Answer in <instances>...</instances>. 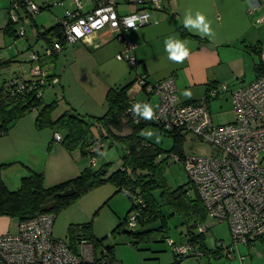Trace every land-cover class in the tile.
I'll return each mask as SVG.
<instances>
[{"label": "rangeland", "instance_id": "1", "mask_svg": "<svg viewBox=\"0 0 264 264\" xmlns=\"http://www.w3.org/2000/svg\"><path fill=\"white\" fill-rule=\"evenodd\" d=\"M0 1V12L2 13L0 15V51L8 50L4 48L5 42L22 51L23 45L26 47L30 42L34 44L35 49H42V43H35L36 39L30 26H25L27 29L26 36L16 38V36L4 33L2 28L9 21L10 12L8 8L11 7L12 0ZM255 1L220 0V3L218 1L219 8H215L213 13L211 10H205L206 21L210 22L213 33L212 39L215 42H223V45H225L220 47L225 61L215 68L219 73V80L215 84H227L233 87V90H236L239 85H247L258 76L256 64L261 62L262 58L260 52L255 49L264 45V21L260 22L258 20L264 14V6L255 9ZM47 2L52 5L55 2L63 3V5L54 4L51 10L45 9L35 14V18L39 17L38 23L46 26L55 24L53 19L55 15L62 16L65 15L66 9H73L72 0H47ZM41 14L44 16H41ZM20 26L18 25L19 28ZM117 41L120 45V38H114L111 39V43L97 49L77 43L63 50L59 58L49 57L46 60L47 66L54 69L62 77L60 83L55 86L51 85L44 90L45 102L50 103L53 100L58 102L52 112L54 119L72 108L84 115H103L108 109L106 95L111 85H125L132 80H137L135 84H139L140 75L145 74L144 65H140L139 68L132 67L130 61L119 59L117 53L122 50L119 49ZM43 50L44 48L40 52L42 53ZM32 51L36 50H31L30 53ZM159 58L161 59V57ZM25 63L13 62L11 65L0 68V81L4 83V79L12 80L17 77L28 79L32 77L29 72L30 67L27 65L23 67ZM163 64L168 66L171 61L165 58L162 61L158 60L155 65L160 66ZM178 86L182 87L178 94L180 100L189 97L201 99L207 95L209 89V85L183 86L181 82H178ZM134 91L135 89L132 93L135 95L136 92ZM185 91L190 92V95H185ZM149 96L150 94L146 91H142L137 95L139 101L143 104L145 103L144 99H148ZM150 100L156 105L160 99L157 95H152ZM210 107L216 124H225L236 120L233 91L231 89L221 93L218 97H214L210 101ZM38 113L39 109H34L27 115L28 117L35 116L36 119ZM50 129L53 132L51 126H45L40 130L50 131ZM95 132L98 133V130L95 129ZM142 136L158 143L166 150L174 148V137L157 125H147L142 130ZM54 144L55 146H53ZM54 144L51 149L47 145L46 158H44L39 168L40 171L45 173L46 186H53L75 178L81 174L82 170L92 164L91 157L83 154L80 148L70 151L62 141H54ZM56 147L58 151H56ZM181 149L185 155H211L216 151L210 142L190 132L185 133ZM122 154L123 148L121 146L114 145L110 147L109 143L106 142L105 149L97 154L96 168H101L104 164L110 163L109 176L120 166ZM172 155L167 168L169 184L172 187L188 185L190 179L183 160L177 161ZM132 206L133 202L125 191L117 192V186L114 183L105 182L82 195L72 205L58 213L55 218L54 234L58 238L70 241L69 227L71 224L93 221L95 235L99 238H105V244L116 246V257L122 264L172 263L175 260V253L171 241L183 242L186 240L185 233L188 227L182 216L179 214L168 215L169 237L167 241H141L134 239L127 232L114 233V229L122 222ZM159 224L160 222H155L143 226L138 223L130 230L135 232L144 231L156 228ZM201 224L212 225L205 233L206 242L211 250H218L219 247H222V242H225L226 245L233 243V234L228 221L214 222L213 217L208 216L206 221ZM196 230H199V226ZM84 243L93 245L92 242L85 241L80 244V251H83ZM247 246L240 243L239 249L230 256L226 249H223L219 253L204 256L199 259L200 261L197 257H187L181 264H242L241 254H245L247 260L250 259V255H246L244 250ZM102 249V246H98L96 254L101 256Z\"/></svg>", "mask_w": 264, "mask_h": 264}, {"label": "built area", "instance_id": "2", "mask_svg": "<svg viewBox=\"0 0 264 264\" xmlns=\"http://www.w3.org/2000/svg\"><path fill=\"white\" fill-rule=\"evenodd\" d=\"M74 2L76 8L66 9L62 19L65 45H75L105 29L120 31L126 48L118 53V58L128 60L139 68V60L134 53L136 44L127 32L149 24L152 21L151 9L163 8L164 0H159V6L154 0H94V8L86 13L82 0ZM24 4L29 16H35L40 10L34 0H12L10 15L15 21H21L20 9ZM122 4H135L140 9L121 13L119 7ZM263 6V0L254 3L255 9ZM258 20L263 22L264 14ZM20 25L18 36H26V25L23 22ZM65 45L56 43L54 47L46 48L44 54L52 56L55 51H62ZM41 57V53L31 52L34 78L30 81L14 79L11 86L15 94L36 89L38 96L44 97V90L59 81L58 77L48 80V73L39 63ZM261 58L264 68V45ZM139 85L150 95H157L160 103L154 108L155 115L151 120L134 116L129 111L135 123L152 121L167 129L177 128L193 133L215 147L214 154L185 155L182 160L192 189L202 198L208 215L213 217L214 222L226 220L230 223L233 243L226 245L222 242V249H226L230 256L240 243L251 246L257 241H264V72L250 84L232 90L236 120L225 124L215 123L210 101L230 90L227 84L211 82L205 97L188 103L179 102L177 79L173 75L158 82H149L148 76L141 74ZM137 102V99L132 100L131 105ZM54 136L58 142L63 140L59 131ZM104 146L105 143L99 141L90 147L93 166L97 165V154ZM172 156L182 161L179 155ZM138 216V210L130 214L128 227L137 225ZM55 218L54 213H43L21 221L18 232L0 235V264L104 263V260H98L94 245L84 243L83 251L77 253L68 240L56 237ZM211 226L200 224L199 231L206 232ZM171 244L174 253L181 257L202 259L207 255L204 249L189 240L171 241Z\"/></svg>", "mask_w": 264, "mask_h": 264}, {"label": "trees", "instance_id": "3", "mask_svg": "<svg viewBox=\"0 0 264 264\" xmlns=\"http://www.w3.org/2000/svg\"><path fill=\"white\" fill-rule=\"evenodd\" d=\"M25 10V4L22 5ZM40 6V5H39ZM48 4L46 7H50ZM44 8L40 6L39 12ZM10 12V10H9ZM35 19V16H30ZM23 19V18H22ZM21 21H15L12 16L3 28L5 34L18 36ZM37 28L38 40H44L48 47H54L56 43L65 45L66 37L62 20L55 25L41 29L34 21ZM186 37L195 36L184 26L180 27ZM206 40L205 38H201ZM68 46L62 49H66ZM262 48L256 47V51L262 56ZM60 52L55 51L52 56L58 57ZM10 61L2 62L0 68ZM134 67V66H133ZM258 76L264 72L262 62L256 64ZM147 75V74H146ZM148 76V75H147ZM34 77L26 79L30 81ZM53 75L48 74L51 81ZM24 79V78H15ZM137 80H133L123 86L111 87L107 91V111L100 116L84 115L75 108L66 110L57 119L52 117V112L57 105V100L50 103L44 101L43 96H38L37 90H27L23 93H14L11 83H5L0 87V137L9 133L12 127L25 115L34 109H39L36 117V126L42 129L51 126L55 131L63 134L62 143L70 151L80 148L85 155H89L90 147L101 141L123 148L120 166L108 176L110 163L96 168L92 164L82 170L77 177L65 180L53 186L45 185V173L30 169V173L21 180L17 189H11L5 182L0 171V214L8 215L24 221L43 213H54L56 216L62 210L72 205L78 198L105 182H112L117 186V192L125 191L133 202L131 210L122 219V222L114 229V233L127 232L134 239L141 241H167L169 237L168 215L179 214L184 219L188 229L185 233L186 240L193 242L204 249L207 255L221 252L223 249L211 250L206 242V232L197 231L196 228L206 221L208 210L197 191L192 189L191 181L188 185L172 187L167 177V168L172 154L180 156L185 153L181 145L185 138V132L171 128L167 129L152 121L135 123L130 116L131 101L135 100L130 93ZM149 82H151L149 80ZM215 83V82H214ZM47 86V85H46ZM45 86V87H46ZM145 90V89H143ZM193 100L191 102H197ZM141 103V102H140ZM149 124L159 126L174 137V148L166 150L158 143L152 142L142 136V130ZM98 130V133L95 132ZM128 130V132H125ZM52 145L50 146V149ZM10 165L0 164V169ZM75 187L76 192L70 196L61 195L62 192ZM139 200H141L139 202ZM138 210V223L145 226L160 222L156 228L135 232L128 227V219L133 211ZM132 211V212H131ZM137 223V224H138ZM71 240L68 241L73 251L79 253V246L85 241L92 242L96 248L102 246L101 256L98 260H104L103 264H122L116 257V246L105 244V238H99L94 233L93 221L73 223L69 227ZM190 257V256H188ZM187 257H181L175 253V260L170 264H181ZM162 264V263H159Z\"/></svg>", "mask_w": 264, "mask_h": 264}, {"label": "crops", "instance_id": "4", "mask_svg": "<svg viewBox=\"0 0 264 264\" xmlns=\"http://www.w3.org/2000/svg\"><path fill=\"white\" fill-rule=\"evenodd\" d=\"M34 1L38 5L44 7L41 11L45 9H52L53 5L47 2V0ZM218 1L220 3V0H164L163 8L151 9L152 21L149 24L137 29H131L127 32V36L136 44L134 53L139 60V67L140 65H144L145 74L148 75V78L151 82H158L172 75L177 79V86L178 82L183 83V86H208L211 82H216L219 80V73L215 70V68L220 66L225 61L223 57L224 54L220 50V47L225 46L223 45V42H215L212 37L208 36L202 37L196 29L193 28L190 30L189 28L185 27L189 32L197 36L186 37L182 34L180 29V27L184 26V20L187 13L190 12L193 19H195L197 12H200L204 16L205 10H211L213 13L215 8H219ZM82 2L83 11L85 13L91 11L95 6L94 0H82ZM48 4L51 6L46 7ZM72 5L73 9L76 8L74 0H72ZM9 8L8 10H10ZM119 9L121 13H129L139 10L140 6L135 4H122L120 5ZM20 12L23 18L22 22L26 26L32 27V34L36 39L35 43H42L44 50L41 53L40 51L43 48L40 50L35 49L32 42H30V44L26 47L23 45V51L19 49L17 50L13 45H8V43L5 42L4 48H7L8 50L0 51V60L2 62L10 61L6 66L11 65L13 62H26L23 67H26V65L29 66V72L33 77L32 67L34 62L31 60L30 51L36 50L42 55L41 59L39 60L42 68L51 76L53 75V78H59L57 83L52 84L55 86L62 81V77L54 69L47 66L46 60L49 57L53 58L54 56H48L44 54L46 48H48L47 43L42 39L38 40L37 28L33 26V23L35 21L41 29H44L55 25L58 21L62 20L65 15H55L53 17L55 24L46 26L45 24L38 23L37 20L39 17L35 19L31 18L23 8L20 9ZM0 15H2L1 12ZM41 16L44 15L41 14ZM214 17L216 18L215 15ZM30 18L31 20H29ZM168 37H174L183 41L189 50V56L182 63H175L168 58V53L165 51V40ZM114 38H120V31H111L110 29H105L94 33L79 43H82L87 47L97 49L103 45L111 43V39ZM201 38H205L206 40ZM120 40V45L119 41L117 42L119 49L123 51L126 48V43L122 38H120ZM62 51H60V54ZM159 57H161V59ZM56 58H59V56ZM165 58H168L169 61H171L170 65H155L158 60L162 61L165 60ZM14 79L15 78L12 80L4 79V83L0 81V87L5 83L8 85V82L11 83ZM118 86L123 85H111L109 88ZM181 88L182 87L178 86V94ZM134 89V92H136L135 95L132 93ZM230 89L233 90V87H230ZM142 91L145 90L141 88V85L134 84L130 90V93L139 101L137 95ZM150 99H152V95H150L148 99L145 98L144 101L145 103L150 104L154 109L158 106L160 100H158V103L155 105ZM198 99L200 98L189 97L183 100H180L179 98V102L188 103ZM141 104L143 103L141 102ZM53 132L51 129L50 131L38 129L36 126L35 116L28 117V115H26L12 127L8 134L0 137V164H10L0 169V171L6 184L11 189H17L21 185L22 178L30 173V169L40 171L39 168L41 167V163L47 155V145L51 146L54 144V141H56L54 136L56 131L54 128ZM125 132H128V130H125ZM53 146H55V144ZM55 149L58 151L57 147ZM19 224L20 221L18 219L16 220L11 216L0 214V235L8 232H18ZM244 250L246 251V255H250V259L247 260V258H245V254H241L242 264H264V241H257L253 243V245L245 247ZM80 252L82 251L79 250V253Z\"/></svg>", "mask_w": 264, "mask_h": 264}, {"label": "clouds", "instance_id": "5", "mask_svg": "<svg viewBox=\"0 0 264 264\" xmlns=\"http://www.w3.org/2000/svg\"><path fill=\"white\" fill-rule=\"evenodd\" d=\"M154 2L159 6V0H154ZM184 27L190 30L193 28L196 29L202 37H211L213 35L210 22H207L205 16L200 12L196 13L195 19H193L190 12L187 13L184 20ZM165 51L168 53V58L175 63H182L189 56V50L185 43L174 37H168L165 40ZM184 94L190 95V92L185 91ZM129 111H131L134 116H139L145 120H151L155 115L154 109L147 103H134L131 105ZM149 135L151 134L149 133ZM101 155H103V153H101Z\"/></svg>", "mask_w": 264, "mask_h": 264}, {"label": "water", "instance_id": "6", "mask_svg": "<svg viewBox=\"0 0 264 264\" xmlns=\"http://www.w3.org/2000/svg\"><path fill=\"white\" fill-rule=\"evenodd\" d=\"M75 192H76V189L74 186H72L70 189H67L66 191L62 192L61 195L70 196V195H73ZM198 261L200 260L198 259Z\"/></svg>", "mask_w": 264, "mask_h": 264}]
</instances>
